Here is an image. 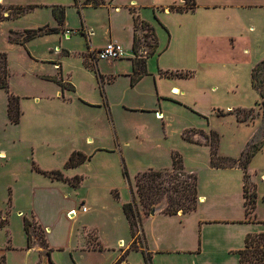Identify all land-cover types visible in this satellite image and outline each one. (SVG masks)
Listing matches in <instances>:
<instances>
[{"label": "rangeland", "instance_id": "374dc122", "mask_svg": "<svg viewBox=\"0 0 264 264\" xmlns=\"http://www.w3.org/2000/svg\"><path fill=\"white\" fill-rule=\"evenodd\" d=\"M46 1L49 0H3L2 5L11 10L7 13L5 8L0 9V51L7 56L9 92L20 99V121L14 125L7 118V95L0 90V152L6 153L0 155V216L6 220L0 227L2 242L6 246L27 245L23 229L27 220L31 223V247H39L38 264H116L121 256V264H237V250L243 247L244 239H238V233L243 228L224 221L240 217L244 211L242 222L234 224H259V228H264V180L260 177L264 172V144L247 173L251 177L247 197L255 190L259 210L246 217L243 202L238 199L244 172L210 169V149L204 145V137L216 132L218 155L233 159L262 141L264 125L262 134L258 130L264 122V109L258 92L251 86V67L236 60V54H228L224 63L210 68L200 65L192 73L191 92L186 98L192 108L176 102L159 109L163 115L157 119L146 112L124 111L116 106L115 99L110 107V121L104 108L85 102L84 97L99 100L102 95L99 86L86 79L76 54L87 48L84 37H67L65 32L39 36L23 45L8 42L10 31L21 33L55 26L51 11L45 8L17 17L15 8ZM60 1L72 4L65 8L69 16L65 29L74 31L80 17L78 4L87 0ZM85 12L95 25L96 11ZM242 23V28L251 25L248 15L242 16ZM136 36L138 55L146 58L154 37L142 26ZM65 50L71 52L70 57L65 56ZM149 59L148 70L156 69L155 56ZM45 60L61 63L64 77L70 75L69 83H76L79 91L65 92V100L51 97L53 87L41 76L52 72L53 64ZM124 85L119 80L106 87L114 92L123 90ZM251 108L252 115L257 116L255 120L242 124L235 121L236 110ZM244 115L247 112L240 116ZM86 135L93 136V144L85 140ZM97 145L99 149L95 150ZM74 151L87 160L66 167ZM173 153L181 157L182 171L196 177L195 209L182 216L161 214L144 219L142 229L147 234V244L145 241L136 245L122 204L134 202L140 218V212L149 215L150 208H143L134 196V177L149 170H170ZM52 171H60L71 182L42 174ZM76 177L77 184L72 180ZM256 213L260 218H256ZM163 230L167 237L160 242L158 233ZM47 246L51 249L48 254Z\"/></svg>", "mask_w": 264, "mask_h": 264}, {"label": "crops", "instance_id": "0c3cea01", "mask_svg": "<svg viewBox=\"0 0 264 264\" xmlns=\"http://www.w3.org/2000/svg\"><path fill=\"white\" fill-rule=\"evenodd\" d=\"M188 1H190L189 6ZM2 4L3 0L0 2V9L5 8L4 10L9 13L11 9L4 7ZM192 4L194 5L192 6ZM78 5L80 17L77 24L78 27L74 31L65 29L69 19V16L67 17L65 13V8L72 7L69 2L64 4L60 0H49L32 6L33 8L27 12L33 11L35 8L49 9L51 11V20L55 24L52 28L58 29L56 33L52 34H65L66 32L67 34L65 35L67 37L72 34L84 37L87 48L76 54L82 61V69L86 79L94 83L95 86H99L102 95L99 100L92 97L90 99L84 97L85 102L91 107L104 108L110 121L111 116H113L110 107L115 99H118L115 102L116 106H119L124 111L146 112L154 114V118L156 117L157 119H160L163 115L159 109L176 102L192 108V106L187 104L186 98L189 97V92H191L189 90L190 79L193 78V74L199 69L200 65L204 68L217 66L224 63V57L228 56V54H236V60H240V62L250 66L252 70L254 66L264 59V0H94L90 3L85 2L82 5L79 3ZM58 6L64 8L62 25L56 22L52 14V7ZM86 9L96 11L94 13V15H97L95 25L87 17ZM71 14L70 16L75 19L74 14ZM243 15H248L249 19H251V25L247 28L241 27ZM136 20L148 24L153 29L156 52L152 57L155 56L156 69L150 68L148 70L149 66L147 64L151 62V59H149L151 56L146 58V75L141 77L134 85H131L132 60L134 59L132 46L136 33L134 28ZM97 36H100V38ZM109 42H115L122 47L124 58L117 61L94 60L92 51L102 48ZM64 52L66 57H70L71 52L69 50ZM45 61L53 64L52 72L41 76L43 82H48L53 87V93L49 94L51 97L55 96L64 99L65 92L75 94L79 91L76 83L73 81L69 83L70 75H67L66 78L64 77L61 63L52 60ZM103 62L110 63L104 65ZM186 73L191 75L184 77L183 75ZM119 80L125 82L123 90L113 92L107 89L106 86L116 84ZM57 81H60L65 87L60 86ZM186 81L189 82L186 84ZM33 98L36 101L41 99L38 96ZM163 119L164 117L161 120ZM263 125L264 122L258 130L260 134H262ZM255 136H253V139ZM85 140L90 144L91 142L92 144L94 143V138L91 135H86ZM94 149H99V145L95 146ZM1 154L6 155L3 151L0 152ZM255 156L252 158L248 168L254 161ZM210 169L215 168L210 166ZM215 170L230 171L241 169L236 167ZM260 177L264 180V172L261 173ZM249 178H251L250 175ZM262 182L264 183V181ZM134 196L136 199L138 198L137 195ZM134 196L131 197V200L134 199ZM197 196L200 197L201 202L205 200L203 199L204 197ZM238 199H240L241 203L243 202L244 208L243 189ZM257 202L256 195L254 212L259 210ZM161 214L164 216L184 215L181 212L175 215H168L162 211L154 217ZM140 215L139 242L145 244L146 241L147 244V234L142 229V221L144 219H153L154 217H150L144 212H140ZM257 217L260 218L256 213ZM34 219L42 228L39 221L35 217ZM242 219H244V211L242 216L224 221L227 224H231V226L235 225L243 228L238 233V239L241 236L244 238L243 247L237 252L244 248L247 234L264 233V228H259V224H234V222H242ZM166 237L167 232L165 230L158 233V241L164 242ZM10 244L6 246L0 236V258L2 256L5 257V264L40 263L39 247L27 248L26 244L25 246ZM48 251H51L49 246ZM237 264H239L238 254Z\"/></svg>", "mask_w": 264, "mask_h": 264}, {"label": "trees", "instance_id": "16d2710c", "mask_svg": "<svg viewBox=\"0 0 264 264\" xmlns=\"http://www.w3.org/2000/svg\"><path fill=\"white\" fill-rule=\"evenodd\" d=\"M94 0H87L86 3L93 2ZM194 4H192L193 6ZM32 6L25 8H15L17 10V17L23 15L24 12L32 9ZM52 14L54 19L59 25H62L64 19V8L63 7H52ZM16 17V18H17ZM146 27L150 30L151 34L154 37L153 29L146 23H141L138 20L135 21V31L138 27ZM58 29L43 27L36 30H28L23 32H13L10 31L8 34V42L16 45H23L27 41L33 40L36 37L56 33ZM13 35L15 37H13ZM20 35V36H19ZM17 36V37H16ZM16 38V39H15ZM132 51L134 54V59L132 60L133 71L131 76V85H134L141 77L146 75V58L152 56L156 52V42L152 46L150 53L147 54L146 58L140 57L138 55V40L136 33L133 39ZM166 75V74H165ZM180 75V74H178ZM191 74H185L184 77H189ZM181 76V75H180ZM264 59L254 66L251 70V86L258 92L260 99L262 100L261 105L264 109ZM9 78L10 72L8 68L7 56L4 52L0 51V90L4 91L7 95V118L11 124H18L20 121V108H19V98L12 95L9 92ZM60 86L65 87L61 84ZM264 111V110H263ZM247 112V115L240 116L241 113ZM235 119L238 123H248L255 120L254 115H252V108L246 111V109H238L235 111ZM184 140L193 143L199 144L196 141L192 140L189 137H183ZM205 145L210 149V159L209 163L212 168L215 169H226V168H240L244 172L243 179V197H244V208L245 216L248 217L254 214L255 204H256V192L253 190L249 194V199L247 197V183L249 175L247 174V168L250 164L252 158L262 149L264 144V131L262 135V141L259 144L253 145V147H248L245 151L241 153L239 158L233 159L229 157H222L218 155L217 148L219 143V138L216 132L211 131L209 134L205 135ZM242 158V159H241ZM87 158L79 152H73L71 157L66 162V167H74L80 165ZM172 168L171 170H149L142 173H138L134 177V188L138 196L141 206L145 209H151L155 204L160 203L165 200L166 206L163 212L168 215H175L178 212L183 214L191 212L195 209L196 204V177L191 173H184L182 171V159L181 157L173 153L171 155ZM40 172V171H39ZM45 176L50 177L51 179H57L63 182H71L68 178L60 171L52 172H42ZM180 177H184L183 180H180ZM78 183V177L73 178ZM122 210L125 215V218L128 222L131 238L133 243L137 245L140 238V228L141 221L138 214V211L135 209L134 202H128L122 204ZM6 222L5 219H2L0 216V227ZM30 226L31 223L27 220H24L23 229L27 239V248L32 246V238L30 236ZM39 226V225H38ZM40 227V226H39ZM41 228V227H40ZM46 241V240H45ZM47 245V244H46ZM137 249V248H136ZM48 246L46 254H48ZM239 255V264H264V233L259 234H248L245 237L244 248L237 252ZM126 256V255H125ZM147 261L150 257L145 256ZM124 256H121L116 264H121L123 262ZM0 264H5V257L0 258ZM147 264V263H146Z\"/></svg>", "mask_w": 264, "mask_h": 264}, {"label": "built area", "instance_id": "2783aa9c", "mask_svg": "<svg viewBox=\"0 0 264 264\" xmlns=\"http://www.w3.org/2000/svg\"><path fill=\"white\" fill-rule=\"evenodd\" d=\"M124 51L122 47L115 43L109 42L102 48L92 51L94 60H118L123 58ZM84 209V208H83Z\"/></svg>", "mask_w": 264, "mask_h": 264}, {"label": "water", "instance_id": "95a60500", "mask_svg": "<svg viewBox=\"0 0 264 264\" xmlns=\"http://www.w3.org/2000/svg\"><path fill=\"white\" fill-rule=\"evenodd\" d=\"M165 206H166L165 200L161 201L157 205H154L149 211V216L150 217L156 216L158 213L162 212L165 209Z\"/></svg>", "mask_w": 264, "mask_h": 264}, {"label": "bare ground", "instance_id": "6f19581e", "mask_svg": "<svg viewBox=\"0 0 264 264\" xmlns=\"http://www.w3.org/2000/svg\"><path fill=\"white\" fill-rule=\"evenodd\" d=\"M0 2H1V0H0Z\"/></svg>", "mask_w": 264, "mask_h": 264}]
</instances>
